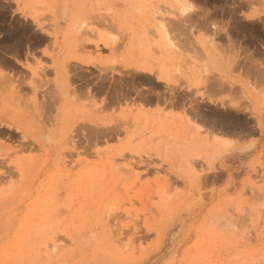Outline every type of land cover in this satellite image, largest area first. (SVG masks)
Segmentation results:
<instances>
[{
	"label": "rangeland",
	"instance_id": "374dc122",
	"mask_svg": "<svg viewBox=\"0 0 264 264\" xmlns=\"http://www.w3.org/2000/svg\"><path fill=\"white\" fill-rule=\"evenodd\" d=\"M225 41L262 81L264 0H0V264H264V143L200 135L262 131L203 101Z\"/></svg>",
	"mask_w": 264,
	"mask_h": 264
},
{
	"label": "crops",
	"instance_id": "0c3cea01",
	"mask_svg": "<svg viewBox=\"0 0 264 264\" xmlns=\"http://www.w3.org/2000/svg\"><path fill=\"white\" fill-rule=\"evenodd\" d=\"M214 43L215 44H211V47H214L215 49L210 48L208 52H206V49L203 51L200 49L198 55L200 57V62L203 63L201 66L204 72H208L204 91L205 97L203 101L211 105H218L229 99L232 100L234 97L237 101L239 100L238 98H240L238 95L244 96L250 100L256 99L259 110L257 121L262 124V131L257 138L253 140H246L244 142L235 138L217 135L212 129H209L207 134L200 135L203 137V141L206 139V142L208 143L226 145L230 149L238 146L249 147L254 142L260 144L261 142L264 143V79L262 81L260 77H258L256 81L252 78L250 79L249 73L244 71L243 67L240 69L243 64L242 62H240L242 64L236 69L237 71L235 73L232 70L226 72L220 71V63H227L230 59H232V55L231 51L228 49L229 42L225 41ZM202 47L207 48V44L200 45V48ZM208 57L210 58L209 60H207ZM262 60V63L264 64V52H262ZM261 73L264 78V67ZM220 79H225L224 83L220 82ZM259 88H263V91L261 92ZM199 89H201V87ZM242 110L248 111L247 105L242 108Z\"/></svg>",
	"mask_w": 264,
	"mask_h": 264
},
{
	"label": "bare ground",
	"instance_id": "6f19581e",
	"mask_svg": "<svg viewBox=\"0 0 264 264\" xmlns=\"http://www.w3.org/2000/svg\"><path fill=\"white\" fill-rule=\"evenodd\" d=\"M254 1H255V0H254ZM73 2H74V1H73ZM141 6H142V5H141ZM176 7H177V6H176ZM177 8H178V7H177ZM177 8H176V9H177ZM178 9H179V8H178ZM83 11H84V10H83ZM175 12H176V11H175ZM114 13H115V12H114ZM176 13H177V12H176ZM177 14L179 15V13H177ZM178 15H177V16H178ZM180 15H181V13H180ZM177 16H176V17H177ZM114 18H115V17H114ZM116 18H117V17H116ZM110 19H111V18H110ZM179 23H180V22H179ZM173 24H174V23H173ZM177 24H178V23H177ZM175 25H176V23H175ZM177 28H178V27H177ZM176 37H177V36H176ZM41 69H42V68H41ZM42 70H43V69H42ZM45 70H46V69H45ZM161 80H162V79H161ZM43 83H45V82H43ZM43 83H42V84H43ZM41 86H42V85H41ZM41 89H42V88H41ZM51 92H52V90H51ZM49 96H50V95H49ZM44 98H45V97H44ZM51 100H52V99H51ZM143 100H144V99H143ZM20 101H21V100H20ZM145 101H146V100H145ZM29 105H31V103H30ZM40 105H41V104H40ZM47 105H48V104H47ZM40 108H41V107H40ZM30 109H31V108H30ZM45 111H46V110H45ZM22 113H23V112H22ZM41 114H42V113H41ZM48 114H49V113H48ZM48 114H47V115H48ZM5 115H6V114H5ZM40 117H42V116H40ZM33 118H34V117H33ZM26 119H27V118H26ZM32 122H34V121H32ZM1 123H4V122L1 121ZM5 123H6V122H5ZM25 123H26V122H25ZM30 123H31V122H30ZM7 124H9V123H7ZM22 124H23V123H22ZM22 124H19L17 127H18V128H21V130L24 129V131H23L24 133H29V129H30V128L28 127V124H27V125L24 124L25 126H23ZM20 125H21V126H20ZM27 128H29V129H27ZM29 135H30V134H29ZM160 228H161V227H160Z\"/></svg>",
	"mask_w": 264,
	"mask_h": 264
}]
</instances>
